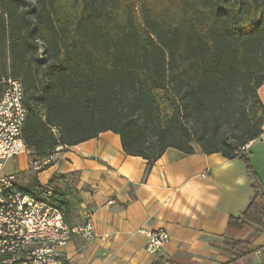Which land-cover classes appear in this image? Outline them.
Returning <instances> with one entry per match:
<instances>
[{
    "label": "trees",
    "instance_id": "1",
    "mask_svg": "<svg viewBox=\"0 0 264 264\" xmlns=\"http://www.w3.org/2000/svg\"><path fill=\"white\" fill-rule=\"evenodd\" d=\"M0 38V96L5 78L22 82L31 156L112 132L147 172L169 149L242 160L254 197L225 244L238 258L262 248L242 237L264 234V184L243 151L263 133L264 0H0ZM52 165L22 190L38 197ZM68 177L48 187L74 229L81 196Z\"/></svg>",
    "mask_w": 264,
    "mask_h": 264
},
{
    "label": "crops",
    "instance_id": "2",
    "mask_svg": "<svg viewBox=\"0 0 264 264\" xmlns=\"http://www.w3.org/2000/svg\"><path fill=\"white\" fill-rule=\"evenodd\" d=\"M258 94L264 104V84ZM247 149L250 164L264 184V125L261 137ZM27 158L13 160L15 166L22 164L18 172L1 174L4 169L0 176L26 172ZM50 162V168L38 173L43 187L55 174L68 175L66 182L81 196L76 224L89 220L95 228L91 241L73 235L64 249L66 264L264 262V234L254 228L242 237L243 241L253 237L252 249L262 247L254 253L238 258L225 244L232 238L227 233L229 220L242 216L254 197L242 160L206 155L198 146L193 155L169 149L147 172L145 159L126 155L120 137L106 132L58 151L43 166ZM56 183L65 185L61 180ZM159 229L169 234L170 241L150 254L148 238L141 230Z\"/></svg>",
    "mask_w": 264,
    "mask_h": 264
},
{
    "label": "built area",
    "instance_id": "3",
    "mask_svg": "<svg viewBox=\"0 0 264 264\" xmlns=\"http://www.w3.org/2000/svg\"><path fill=\"white\" fill-rule=\"evenodd\" d=\"M4 90L0 96V172L9 161L29 155L23 139V128L27 119L22 95L23 84L12 77L3 80ZM249 148V145H248ZM63 147H58L57 152ZM248 149H243L247 151ZM39 171L40 166L35 165ZM16 175L0 176V252H9V260L0 264H66L64 249L67 245L47 242V235H64L61 211L52 205L54 189L43 187L38 197L29 193H18L11 187ZM148 238L146 251L156 254L170 241L169 234L162 230L144 231ZM75 236L86 241L95 238L91 221L77 225Z\"/></svg>",
    "mask_w": 264,
    "mask_h": 264
},
{
    "label": "rangeland",
    "instance_id": "4",
    "mask_svg": "<svg viewBox=\"0 0 264 264\" xmlns=\"http://www.w3.org/2000/svg\"><path fill=\"white\" fill-rule=\"evenodd\" d=\"M0 60L2 61L3 65L5 67H8L10 64V58H9V49H8V43H5L3 41L2 38H0ZM28 163H24L25 168L26 166L29 167V169L26 172H22V173H18L16 174L17 177V183L19 185V187L22 189H26L28 187V184L31 180V178L34 176V174L36 173V171L34 170L35 167V163H37V166H40L41 168L43 167L44 164V160L46 158H41V157H33L30 155H28ZM12 161H9L5 170L3 172H1V174L3 173H8L9 171H14L15 173L18 172L20 170V167H22V164L18 166H15L12 164ZM29 164V166H28ZM46 176L43 175L42 179H44Z\"/></svg>",
    "mask_w": 264,
    "mask_h": 264
},
{
    "label": "bare ground",
    "instance_id": "5",
    "mask_svg": "<svg viewBox=\"0 0 264 264\" xmlns=\"http://www.w3.org/2000/svg\"><path fill=\"white\" fill-rule=\"evenodd\" d=\"M24 93L22 95V103L24 111L27 112L25 102H24ZM247 149V147H245ZM11 187L16 190L18 193H26L24 192L18 185L17 180H11ZM2 209V202L0 200V210ZM62 216V228L64 235H47V242H57L63 245H67L71 238L73 237L74 233L77 231V227L71 229L65 221L64 214L61 212ZM9 260V252H0V261H7Z\"/></svg>",
    "mask_w": 264,
    "mask_h": 264
}]
</instances>
